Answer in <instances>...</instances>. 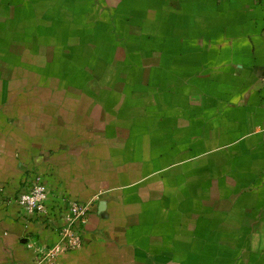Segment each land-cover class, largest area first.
<instances>
[{
  "label": "crops",
  "instance_id": "0c3cea01",
  "mask_svg": "<svg viewBox=\"0 0 264 264\" xmlns=\"http://www.w3.org/2000/svg\"><path fill=\"white\" fill-rule=\"evenodd\" d=\"M37 175L54 264H264V0H0V264Z\"/></svg>",
  "mask_w": 264,
  "mask_h": 264
},
{
  "label": "built area",
  "instance_id": "2783aa9c",
  "mask_svg": "<svg viewBox=\"0 0 264 264\" xmlns=\"http://www.w3.org/2000/svg\"><path fill=\"white\" fill-rule=\"evenodd\" d=\"M16 203L28 220L41 222L58 236L57 242L48 246L34 239H25L24 245L33 254L37 264H54L63 253L81 247L83 228L89 212L88 205L63 198L57 217L62 225L54 227L53 214L47 204V191L39 175L31 180L27 191L16 198Z\"/></svg>",
  "mask_w": 264,
  "mask_h": 264
}]
</instances>
